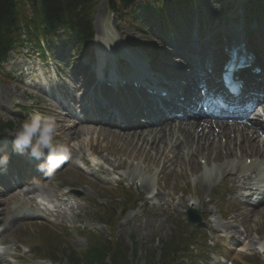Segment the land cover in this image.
Returning <instances> with one entry per match:
<instances>
[{"label": "rangeland", "instance_id": "rangeland-1", "mask_svg": "<svg viewBox=\"0 0 264 264\" xmlns=\"http://www.w3.org/2000/svg\"><path fill=\"white\" fill-rule=\"evenodd\" d=\"M102 2H106V0H102ZM100 10H105L103 13H100ZM107 15L106 11V5L105 3H102L101 6L97 7V10L93 16V23L94 25L99 24L102 22ZM44 70L40 69L39 76L41 79L45 80L46 78L44 77ZM34 76H37L35 74ZM9 93L12 92L11 88H5L3 86H0V103L3 102L5 105L4 107L6 110H10V113L13 111V104L14 101L13 99L8 95L7 92ZM19 101H22V97H18ZM3 117H2V116ZM5 116L0 113V120L6 121L7 119L4 118ZM88 130H84L86 132ZM83 133V131H82ZM81 134V133H80ZM92 136V137H89ZM105 140L102 138H104ZM79 140L72 142L76 143L77 146L80 145L81 151L82 149H85L87 147H92L96 149L97 151L103 152L104 153V161H105V166L109 169H111L114 165H120L122 163V160L126 158V162L124 165V171L125 170H130L133 171V168L130 167L128 168V165L131 162L132 157H128L126 155L127 152H129V149L125 147L124 145H120V143L115 144L113 141H111V137L109 135H104L102 132L96 136V131L89 133L88 135L81 134L77 138ZM80 152V151H79ZM78 152V153H79ZM80 154V153H79ZM183 173H180L177 177H179L178 180H173L171 177L170 178H163L164 183L168 185H172L174 183H177L178 187H182L184 184V180L181 179V175ZM126 177H128V173L126 174ZM135 176H133L134 179ZM172 181V182H170ZM63 184H73L76 186H81L83 188L84 193L88 195L90 198L97 197L96 192L92 190L97 189V185L90 179H88L86 176L83 174L74 171L70 168H65L62 169L60 174L57 176V178L53 181L55 184L59 183ZM87 213L90 216H97L99 214V207L95 205L94 203H86L85 205ZM144 210L139 207L135 211H129L124 214V216L121 218V220L117 223L116 230H115V235L117 238H123L126 241V246L129 247L128 254L132 255L133 252H137L138 255L141 253H147L148 250H153L155 249V257H158L159 254L162 252L161 250V240L166 235V228L169 225H166V221L162 219L161 217H154V216H149L150 218L145 217L146 215L144 214ZM151 222L152 224H145L146 222ZM151 225H154L155 228L151 229ZM44 228L42 226L40 227H30V226H20L19 229L15 231L16 235H21L22 238L24 239H29L33 238L35 236H38V234L43 231ZM43 234H47V231H43L41 234H39L40 239L42 240H47L44 238ZM53 239L54 245H56L55 248V254L58 258L61 260V264H67L68 258L66 257V250L69 248L68 243H65L63 241H59L58 238H51ZM136 242V244L132 241ZM82 251V250H79ZM241 256L238 255V258ZM240 264H250V261H243Z\"/></svg>", "mask_w": 264, "mask_h": 264}, {"label": "bare ground", "instance_id": "bare-ground-1", "mask_svg": "<svg viewBox=\"0 0 264 264\" xmlns=\"http://www.w3.org/2000/svg\"><path fill=\"white\" fill-rule=\"evenodd\" d=\"M250 130L241 132L239 129L234 131L230 130V127H225V129H219L218 132L214 129L205 131L202 129L190 133H173L166 138H143L134 142L138 146L132 150V157L138 158L139 161L143 160L144 163L165 161L168 155H171L172 148L176 146V143L181 142L187 148V154L180 159V163L184 166L201 169L204 167L201 166V158L205 159L206 165L211 162L221 165L225 160L226 164L235 165L227 159L231 157L255 158L257 155L250 141V137L253 135L251 132L248 133ZM253 165L249 168H252ZM243 167L244 165L242 164L239 169ZM241 178L243 176H240L239 180ZM243 179L245 180V178ZM229 181L231 183L236 182L232 178ZM199 183L204 184L202 180Z\"/></svg>", "mask_w": 264, "mask_h": 264}, {"label": "clouds", "instance_id": "clouds-1", "mask_svg": "<svg viewBox=\"0 0 264 264\" xmlns=\"http://www.w3.org/2000/svg\"><path fill=\"white\" fill-rule=\"evenodd\" d=\"M57 126L54 120L39 113L26 119L13 131L11 137L13 151L19 155H27L37 161L39 173L52 175L67 158V149L55 143ZM9 156L0 154V174L7 171Z\"/></svg>", "mask_w": 264, "mask_h": 264}, {"label": "trees", "instance_id": "trees-1", "mask_svg": "<svg viewBox=\"0 0 264 264\" xmlns=\"http://www.w3.org/2000/svg\"><path fill=\"white\" fill-rule=\"evenodd\" d=\"M78 0H40L42 3L43 14L49 25H56L59 22H65L63 10L68 4L76 3ZM91 4V0H90ZM91 6V5H90ZM89 6V7H90ZM23 0H0V60L1 54L13 46L12 41L7 36L17 34L18 24L21 17L25 14ZM91 10V9H90ZM64 16V19L61 18ZM67 20V19H66Z\"/></svg>", "mask_w": 264, "mask_h": 264}]
</instances>
